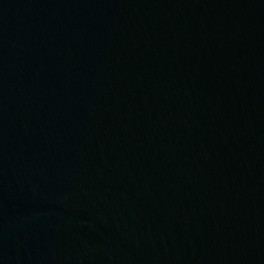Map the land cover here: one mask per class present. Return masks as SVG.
I'll list each match as a JSON object with an SVG mask.
<instances>
[{
	"label": "water",
	"instance_id": "water-1",
	"mask_svg": "<svg viewBox=\"0 0 264 264\" xmlns=\"http://www.w3.org/2000/svg\"><path fill=\"white\" fill-rule=\"evenodd\" d=\"M0 264H264V0H0Z\"/></svg>",
	"mask_w": 264,
	"mask_h": 264
}]
</instances>
